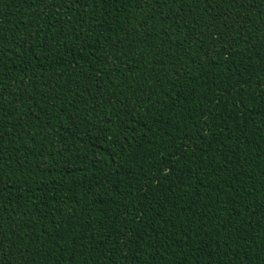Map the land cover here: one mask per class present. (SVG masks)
Segmentation results:
<instances>
[{"label":"trees","instance_id":"16d2710c","mask_svg":"<svg viewBox=\"0 0 264 264\" xmlns=\"http://www.w3.org/2000/svg\"><path fill=\"white\" fill-rule=\"evenodd\" d=\"M0 264H264V0H0Z\"/></svg>","mask_w":264,"mask_h":264}]
</instances>
